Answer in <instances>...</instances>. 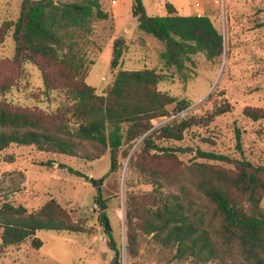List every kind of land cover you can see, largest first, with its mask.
<instances>
[{
	"label": "trees",
	"instance_id": "1",
	"mask_svg": "<svg viewBox=\"0 0 264 264\" xmlns=\"http://www.w3.org/2000/svg\"><path fill=\"white\" fill-rule=\"evenodd\" d=\"M165 7L167 14L150 15L144 0H133L132 11L138 29L164 45L162 67L120 69L106 92L99 94L86 82V58L72 34H91L94 18H109L100 0H23L18 18L0 25V43L11 32L15 43L13 67L37 65L46 95L56 90L62 98L51 111L14 105L7 101L6 94L16 86V77L0 73V150L12 144L34 145L50 154L79 156L82 146L91 143L94 151L86 154L88 159L95 161L108 152L110 170L117 172L122 167L121 159L127 158L142 139L130 157L126 181L130 255L137 257L140 242L149 237L171 253V262L202 264L217 260L227 264L231 259L239 264H264V162L247 157L239 126L235 127V149L240 157L195 147V159L185 165L187 173H183L190 186L181 180L175 191H166L161 180L172 183L174 178L154 166L155 159L193 152L190 146L177 143L204 119L207 124L232 108L229 103L214 104L207 115L187 114L153 129V119L184 111L191 104L159 90V84L176 76L186 82L194 57L215 61L225 52L224 35L209 16L179 14L170 2ZM125 51V40L116 38L112 70L121 66ZM171 105H175L172 111ZM243 114L254 122H264L263 108L245 106ZM136 174L143 175L142 182L150 185L151 191L136 188ZM97 190L100 204L101 189ZM104 201L107 204L106 198ZM102 216L105 223V212ZM83 224L55 199L36 210L5 201L0 207V248L19 245L29 238L33 247L40 248L44 242L36 236L38 231L78 233L86 230ZM106 234L109 248L116 250L113 232L106 230Z\"/></svg>",
	"mask_w": 264,
	"mask_h": 264
},
{
	"label": "rangeland",
	"instance_id": "2",
	"mask_svg": "<svg viewBox=\"0 0 264 264\" xmlns=\"http://www.w3.org/2000/svg\"><path fill=\"white\" fill-rule=\"evenodd\" d=\"M22 2L0 0V25L5 20L18 18ZM167 2L181 3L184 15L194 10L196 2L201 4L198 8L200 11L211 2V19L224 35L225 52L215 61H208L201 55L194 57L195 62L186 82L176 76L160 83L159 90L189 101V115H207L214 104L229 103L232 106L229 112L207 124L204 119L201 125L187 133L184 141L177 143L190 146L193 152L178 153L173 159H155L157 164L154 166L162 168L174 178V184L161 180L163 189L175 191L180 185L179 181L188 184L183 173H187L185 165L195 159L196 146L240 157L235 149L236 126L243 131V147L247 157L264 162V122H254L243 114L245 106L264 109V0H226L225 12L216 0H144L150 15H164ZM100 3L109 18H94L91 34L74 31L72 39L86 58V82L94 86L99 94H104L120 69L161 68L160 53L164 45L138 29L137 18L132 13L133 0H100ZM118 37L125 40L126 51L121 66L112 70L113 45ZM14 53L15 43L10 32L0 43V73H12L17 81L13 90L6 94L7 101L18 106L54 110L62 96L56 95V90L52 91L51 96L46 95L42 71L37 65L26 63L22 68L15 69L12 64ZM174 106H169V109L172 111ZM171 115L173 113L153 119V129L168 122ZM141 141L136 142L127 158L121 159L122 167L117 172L110 170L108 152L95 161L88 159L86 154L92 155L94 151L91 143L82 146L83 154L79 156L50 154L34 145L12 144L0 150V207L8 201L36 210L50 199H55L75 221L83 220L86 229L78 233L40 230L36 236L42 239L43 246L33 247L32 238H29L19 245L0 248V264H111L116 250L110 249L107 244L102 212L110 220L117 249L120 250V264H196L189 261L171 262V253L149 237L140 242L137 257L130 255L127 248L126 181L130 157ZM48 161H53L51 166L45 164ZM82 174L104 180L98 187L103 198L107 199L108 207L104 211L101 206L99 211L94 208L98 188L86 181ZM143 179L142 174L134 176L136 188L151 191L152 187L144 184ZM202 264L222 263L216 260ZM227 264L239 262L230 259Z\"/></svg>",
	"mask_w": 264,
	"mask_h": 264
},
{
	"label": "water",
	"instance_id": "3",
	"mask_svg": "<svg viewBox=\"0 0 264 264\" xmlns=\"http://www.w3.org/2000/svg\"><path fill=\"white\" fill-rule=\"evenodd\" d=\"M82 176L86 179V181H89L90 183H92V185L96 188L100 187L104 182V180H96L88 174H82ZM99 201L101 204V210L104 211L105 209H107L108 205L105 203L102 195H100ZM105 225H106L107 231H112V227L110 226V220L108 217H105ZM120 263H121V261H120V250L116 249L115 255L111 261V264H120Z\"/></svg>",
	"mask_w": 264,
	"mask_h": 264
},
{
	"label": "crops",
	"instance_id": "4",
	"mask_svg": "<svg viewBox=\"0 0 264 264\" xmlns=\"http://www.w3.org/2000/svg\"><path fill=\"white\" fill-rule=\"evenodd\" d=\"M173 5L175 6V8L177 9V11H178L179 14L184 15V13H183L184 6L181 3L180 4L179 3H173ZM146 11H147V9H146ZM165 14H167V11H166ZM192 14L207 15V16H209L211 18V15H212V5H211V2L209 4H205V6L203 7V10H201V11L194 5V10H192L191 12H189L187 15H192Z\"/></svg>",
	"mask_w": 264,
	"mask_h": 264
},
{
	"label": "built area",
	"instance_id": "5",
	"mask_svg": "<svg viewBox=\"0 0 264 264\" xmlns=\"http://www.w3.org/2000/svg\"><path fill=\"white\" fill-rule=\"evenodd\" d=\"M216 1H217L218 5L221 7L222 11L225 12V10H226V0H216ZM114 2H115V0H114ZM195 6H196L197 8H199V7L201 6L200 2H196V3H195ZM187 114H188V109H186V110H184V111H180V112H178V113H176V114L171 115V116L168 118V120L171 121V120L176 119V118H183V117H185ZM94 208L97 209V210L99 211V210H100V204L96 203V204L94 205Z\"/></svg>",
	"mask_w": 264,
	"mask_h": 264
}]
</instances>
